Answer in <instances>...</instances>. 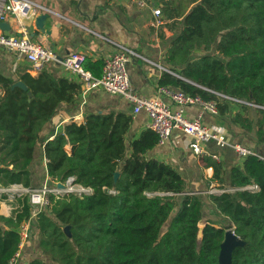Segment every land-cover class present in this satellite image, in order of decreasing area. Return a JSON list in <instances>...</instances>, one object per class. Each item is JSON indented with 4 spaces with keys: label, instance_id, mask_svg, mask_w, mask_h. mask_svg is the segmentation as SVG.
Returning <instances> with one entry per match:
<instances>
[{
    "label": "trees",
    "instance_id": "16d2710c",
    "mask_svg": "<svg viewBox=\"0 0 264 264\" xmlns=\"http://www.w3.org/2000/svg\"><path fill=\"white\" fill-rule=\"evenodd\" d=\"M164 5L167 30L174 34L179 24L181 30L163 54L164 66L178 76L166 71L159 85L216 100L222 115L232 102L217 93L241 101L233 102L242 110L233 122L255 129L263 141L264 0H166ZM103 66V59L86 57L85 68L95 76ZM81 93L80 82L49 68L35 76L20 71L16 78L0 73V186L33 188L32 166L43 145L51 181L66 184L74 178L92 189L82 197H51L29 236L48 261L35 257L27 264H219L226 224L247 242L234 250L233 264H264L262 158L247 156L242 167L231 169L227 184L223 164L202 157L214 168L212 182L223 190L209 196L217 219L205 221L204 196L189 190L174 167L148 156L158 135L146 129L130 138V114L89 110L81 123L65 124L42 143L46 123L62 105L79 104ZM18 204L13 215L0 214V264H9L18 251V228L31 217L27 197Z\"/></svg>",
    "mask_w": 264,
    "mask_h": 264
},
{
    "label": "crops",
    "instance_id": "0c3cea01",
    "mask_svg": "<svg viewBox=\"0 0 264 264\" xmlns=\"http://www.w3.org/2000/svg\"><path fill=\"white\" fill-rule=\"evenodd\" d=\"M37 1L50 11H44L40 17L46 16L38 23V18L36 19L30 37L36 42L52 47L59 60L72 52H81L93 60L105 61L120 51L121 47L133 49L147 59L134 57L128 65L133 89L140 98L157 97L159 80L164 72L178 76L164 66V51L181 30V24L174 34L167 30L168 20L164 5L166 0H144L145 6L139 5L138 0ZM155 9H161V14H154ZM4 22H7L9 30H3L6 33H13L17 26L16 22L12 19ZM163 34L164 38H162ZM59 60L46 68H49L55 76H64L79 82L76 76L62 68ZM20 71H27L33 76L40 73L32 72L31 65L26 60L19 59L14 53L5 49H0V73L16 78V74ZM20 82L22 81L17 80L16 84ZM89 110L125 112L132 115L130 138L138 137L143 131L149 129L146 113L134 114L133 104L124 98L96 89L84 96L81 93L79 104L62 105L52 120L44 126L42 143L53 139L62 131L65 124L81 123ZM240 111L242 112L239 105L235 103L230 104V110L225 115L220 112L218 115H212L202 111L199 106H190L187 108V115L189 118L200 116L206 125L226 134L231 143L251 149L264 160V140L258 139L255 129L247 131L232 120L235 113ZM189 142L190 138L185 133L174 130L169 140L150 150L148 156L174 167L187 182L189 190L204 196V220H215L218 216L217 210L209 196L221 193V189L218 184L212 182L214 168L205 166L202 157L209 156L223 164L227 184H229L231 169L242 167L246 157L240 156L231 147L220 148L212 141L206 146L208 153L196 155L189 147ZM70 148V145L66 146V149L70 150ZM214 154H217L219 159H215ZM32 171L33 188L55 185L47 174L43 145L37 147ZM18 207V199L12 201L4 199L0 202V214L11 216ZM35 217L31 214L27 221L29 236ZM29 236L21 251L20 264H27L35 257H43L38 244L30 241ZM43 258L48 261L46 257Z\"/></svg>",
    "mask_w": 264,
    "mask_h": 264
},
{
    "label": "built area",
    "instance_id": "2783aa9c",
    "mask_svg": "<svg viewBox=\"0 0 264 264\" xmlns=\"http://www.w3.org/2000/svg\"><path fill=\"white\" fill-rule=\"evenodd\" d=\"M138 4L145 6V1L138 0ZM44 11L49 12L50 10L40 5L37 0H0V21L12 19L17 25L13 33H6L0 28V49H5L14 53L19 59L26 60L34 73L41 72L48 65L59 60L52 47L36 42L30 37L36 19ZM154 14L160 15L161 9H155ZM134 57L145 59L135 50L121 47L120 51L105 59L100 77L85 68L86 56L81 52H72L59 62L66 72L77 77L82 86L83 96L93 90L102 89L133 104L134 114L146 113L149 120L148 127L158 135L159 144H165L174 130H181L190 138L189 147L196 155L208 153L206 146L211 141L220 148L231 147L242 157L255 154L245 146L231 143L226 134L206 125L200 116L188 117L187 108L190 106H199L204 112L218 115L219 103L216 100H208L201 95H192L181 89L167 86H159L157 97L153 99L140 98L133 89L128 71V65ZM217 94L232 103L241 102L223 94ZM213 157L219 159L217 154ZM58 184L40 188H28L21 184L9 187L0 186V197L6 195L4 199L11 201L27 197L31 214L37 216L49 206L52 196L58 199L70 193H75L80 197L92 193L91 188L74 183V178H70L66 184H63L64 187ZM27 221H24L18 228L21 241L18 251L9 260V264H20L21 251L29 236Z\"/></svg>",
    "mask_w": 264,
    "mask_h": 264
},
{
    "label": "water",
    "instance_id": "95a60500",
    "mask_svg": "<svg viewBox=\"0 0 264 264\" xmlns=\"http://www.w3.org/2000/svg\"><path fill=\"white\" fill-rule=\"evenodd\" d=\"M46 15L39 16L37 19L40 21L42 18H44ZM0 28L4 30H9V26L7 22L0 21ZM19 86H24L22 82L17 83ZM26 88V87H25ZM31 94V93H30ZM61 187H64L62 183L58 184ZM202 230V228H201ZM247 242L245 240H242L240 237H238L233 229H229L226 231L225 239L221 244V249L219 253V264H233V252L234 250L239 246H245Z\"/></svg>",
    "mask_w": 264,
    "mask_h": 264
},
{
    "label": "rangeland",
    "instance_id": "374dc122",
    "mask_svg": "<svg viewBox=\"0 0 264 264\" xmlns=\"http://www.w3.org/2000/svg\"><path fill=\"white\" fill-rule=\"evenodd\" d=\"M198 56H200L199 54H195L194 55V58H196V57H198ZM204 227V223H200V228H203ZM226 227H227V229L229 230V229H233V227H231V226H229V225H227L226 224Z\"/></svg>",
    "mask_w": 264,
    "mask_h": 264
},
{
    "label": "bare ground",
    "instance_id": "6f19581e",
    "mask_svg": "<svg viewBox=\"0 0 264 264\" xmlns=\"http://www.w3.org/2000/svg\"><path fill=\"white\" fill-rule=\"evenodd\" d=\"M201 235V234H200Z\"/></svg>",
    "mask_w": 264,
    "mask_h": 264
}]
</instances>
